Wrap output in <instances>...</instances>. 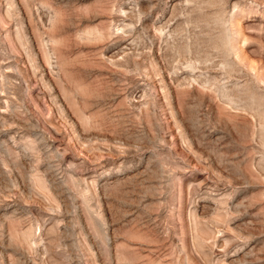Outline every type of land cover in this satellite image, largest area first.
<instances>
[{"label": "rangeland", "instance_id": "rangeland-1", "mask_svg": "<svg viewBox=\"0 0 264 264\" xmlns=\"http://www.w3.org/2000/svg\"><path fill=\"white\" fill-rule=\"evenodd\" d=\"M0 264H264V0H0Z\"/></svg>", "mask_w": 264, "mask_h": 264}]
</instances>
